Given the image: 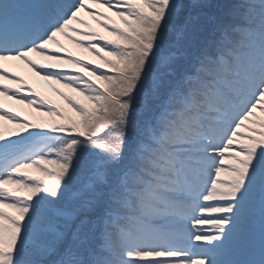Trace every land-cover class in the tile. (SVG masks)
<instances>
[{"label": "snow or ice", "instance_id": "1", "mask_svg": "<svg viewBox=\"0 0 264 264\" xmlns=\"http://www.w3.org/2000/svg\"><path fill=\"white\" fill-rule=\"evenodd\" d=\"M4 97L0 264H264V0H0Z\"/></svg>", "mask_w": 264, "mask_h": 264}, {"label": "rangeland", "instance_id": "2", "mask_svg": "<svg viewBox=\"0 0 264 264\" xmlns=\"http://www.w3.org/2000/svg\"><path fill=\"white\" fill-rule=\"evenodd\" d=\"M83 19L87 20L88 23L92 26L93 29L101 32L104 35H107V33L104 32V30L95 23V21L92 20L90 16L86 12H81L79 14ZM115 19V18H114ZM118 22V21H117ZM76 27H80L79 25H76ZM60 40V42L65 46V48L72 52L74 55H78L82 59L85 60H91L94 63L98 64V60L96 59L95 56H93L90 52H86L83 49L77 47L75 44L71 43L70 41L66 40L63 36L62 38H57ZM50 47H55L50 46ZM17 73L19 76H22L29 85L35 90V92L40 93L41 97L46 98L48 101H51L53 105H57L60 108L64 109L66 112H68L71 115H75V113L72 112L71 108L69 107L68 103L65 101L62 95L60 93H64L65 95L69 97H73L75 99H79L83 101V97H80L77 93L73 92L71 89L64 88L60 84H56L52 81L46 80L47 84L40 85L37 83L34 79H32L31 74H20ZM26 107L22 109V113H16L20 118L24 120H29L32 121L33 123H53V122H59L58 118L55 117H48L46 115H43L40 112L36 111V108L34 106H28L25 105ZM8 110V109H7ZM10 111V110H9ZM3 131L4 135L7 138H14L11 133L16 131L15 125L8 123L7 121L3 122ZM23 134V133H21Z\"/></svg>", "mask_w": 264, "mask_h": 264}, {"label": "bare ground", "instance_id": "3", "mask_svg": "<svg viewBox=\"0 0 264 264\" xmlns=\"http://www.w3.org/2000/svg\"><path fill=\"white\" fill-rule=\"evenodd\" d=\"M33 59L40 60L39 57H35V56L33 57ZM6 66L11 70V72H18L20 74H25V75L31 74L32 79H34L40 85H42V82H43V84H47L46 80H44L40 76L36 75L30 68H28L22 62H19V61L6 62ZM0 105H2L3 108L8 109L11 112H15V113H22L21 112L22 109L26 107L25 106L26 104L19 103L16 100L9 99L7 97L0 98Z\"/></svg>", "mask_w": 264, "mask_h": 264}]
</instances>
